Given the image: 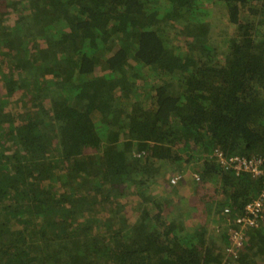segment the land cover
I'll list each match as a JSON object with an SVG mask.
<instances>
[{
  "label": "trees",
  "instance_id": "trees-1",
  "mask_svg": "<svg viewBox=\"0 0 264 264\" xmlns=\"http://www.w3.org/2000/svg\"><path fill=\"white\" fill-rule=\"evenodd\" d=\"M214 151L264 159V0H0V264H264V220L237 248L173 204L260 196Z\"/></svg>",
  "mask_w": 264,
  "mask_h": 264
},
{
  "label": "rangeland",
  "instance_id": "rangeland-1",
  "mask_svg": "<svg viewBox=\"0 0 264 264\" xmlns=\"http://www.w3.org/2000/svg\"><path fill=\"white\" fill-rule=\"evenodd\" d=\"M221 13L222 12L220 11V9L216 10L214 12L213 17H212V21H213L212 25H213V28H214L213 29V34H215L216 37L222 39L219 44H223L224 37H227L229 35V33H230L228 28H226L225 26H223L219 22L220 19H218V18L221 15ZM6 72H7V69H6ZM15 107H18V106H15ZM194 161H192V162H194ZM196 164H198V163H196ZM194 166H195L194 163L188 164L186 166V168L184 169V172L182 173V175L184 176V179L186 181V185H184L183 187L179 188V193L180 194L189 193V190L191 192L190 194H193V192H192L193 188L198 186V185H200V188L203 189L201 183L194 181V178H193ZM158 181H159V185L158 186L155 185L154 189H152V191H150L151 194L153 196L157 197V198L159 196H161L162 194L165 195L167 193V186L164 185L162 187V185H163L165 180L162 181V179H159ZM191 182L193 184H191ZM212 188H215V187L210 185V184H208L207 187L204 188V189L209 190V189H212ZM207 192H209V191H207ZM211 192H214V191H211ZM204 194H205V192H204ZM207 195H209V194H207ZM209 196H210V198H206L205 197L204 200L203 199L201 200V203H197L196 204L197 207L199 208V210L197 208H195V207H194V209H192L191 205L186 210H185V208L182 207L185 210V212H188L189 210H191L195 214L194 217L187 218L186 228H189V230L192 231V230H194L193 227L196 226V224H199V225H201V227L204 228L205 233H206V237H208L210 242H215L217 244H222V241L220 239L221 235H220L219 232L222 231V230L227 231L228 225H226L225 221L222 220L223 219L222 217H221L222 219L221 218L218 219L216 217L214 218L213 214H209L208 216H205L206 215V214H204L205 209H206L205 208V203L206 204L207 203L211 204L209 201L210 200H214V203H212L211 205H213V204H216V206L219 205V203L216 201L218 199L217 194H211ZM171 198L172 199L173 198L177 199V197L174 196L173 194L168 196V199H171ZM134 201H135V199H130V201L127 203V209L125 211L126 212V218H127V220L129 221L130 224H133L134 221H135V218H136L135 213L132 211V208L135 206V203H136ZM173 204L175 206H178L179 203L174 201ZM175 206H172L171 208L175 209ZM215 246H218V245H215Z\"/></svg>",
  "mask_w": 264,
  "mask_h": 264
},
{
  "label": "built area",
  "instance_id": "built-area-1",
  "mask_svg": "<svg viewBox=\"0 0 264 264\" xmlns=\"http://www.w3.org/2000/svg\"><path fill=\"white\" fill-rule=\"evenodd\" d=\"M215 163L228 171H233L236 175L248 174L252 178L261 179L262 191L258 198L250 201L245 207L241 215L232 217V221L226 220L228 225L227 234L234 242L235 247H240L244 241V230L255 229L258 227V222L264 220V159L262 158H243L238 156H226L222 152L214 151L212 154ZM197 177V178H196ZM180 176H175L171 183L175 184L179 181ZM195 181L199 182L198 176H195ZM225 216L230 215L231 211L225 209ZM233 228H236L233 229Z\"/></svg>",
  "mask_w": 264,
  "mask_h": 264
},
{
  "label": "crops",
  "instance_id": "crops-1",
  "mask_svg": "<svg viewBox=\"0 0 264 264\" xmlns=\"http://www.w3.org/2000/svg\"><path fill=\"white\" fill-rule=\"evenodd\" d=\"M179 173H180V171H179ZM175 174V173H174ZM180 174H182V173H180ZM176 176H180V175H176ZM183 176V175H182ZM184 177V176H183ZM184 181V184L183 185H186V181H185V179L183 180ZM159 185V181L157 182V184H156V186H158ZM191 192H190V190H189V193H184V194H180V196H184V198H187V199H185V200H188L189 199V197H191L192 196V194H190ZM218 203L219 202H221V198L218 196V199L216 200ZM189 202H191V199L189 200ZM179 205H181V207H183V208H185V210L187 209V208H189V206H190V204L189 205H187V201H184L183 203H179L178 204V206ZM195 208H197L198 210H199V208L197 207V206H195ZM183 211H185L184 209H182ZM189 212V211H188ZM194 214V213H193ZM195 216V214L192 216H190L191 218L192 217H194ZM224 232V230H222V231H220L219 233L221 234V233H223Z\"/></svg>",
  "mask_w": 264,
  "mask_h": 264
}]
</instances>
